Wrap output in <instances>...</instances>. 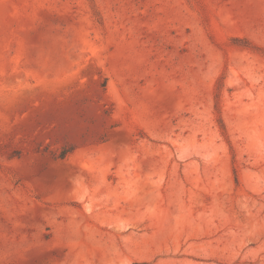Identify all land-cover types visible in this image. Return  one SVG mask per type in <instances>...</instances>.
<instances>
[{
  "label": "rangeland",
  "instance_id": "obj_1",
  "mask_svg": "<svg viewBox=\"0 0 264 264\" xmlns=\"http://www.w3.org/2000/svg\"><path fill=\"white\" fill-rule=\"evenodd\" d=\"M0 264H264V0H0Z\"/></svg>",
  "mask_w": 264,
  "mask_h": 264
},
{
  "label": "bare ground",
  "instance_id": "obj_2",
  "mask_svg": "<svg viewBox=\"0 0 264 264\" xmlns=\"http://www.w3.org/2000/svg\"><path fill=\"white\" fill-rule=\"evenodd\" d=\"M181 213H182V212H181ZM188 215H189V214H188ZM168 218H169V217H168ZM179 218H180V217H179ZM181 219H182V218H181ZM179 221H180V220H179ZM181 222H182V221H181ZM184 222H185V221H184ZM184 222H183V223H184Z\"/></svg>",
  "mask_w": 264,
  "mask_h": 264
},
{
  "label": "trees",
  "instance_id": "obj_3",
  "mask_svg": "<svg viewBox=\"0 0 264 264\" xmlns=\"http://www.w3.org/2000/svg\"><path fill=\"white\" fill-rule=\"evenodd\" d=\"M62 156H64V155H62Z\"/></svg>",
  "mask_w": 264,
  "mask_h": 264
}]
</instances>
